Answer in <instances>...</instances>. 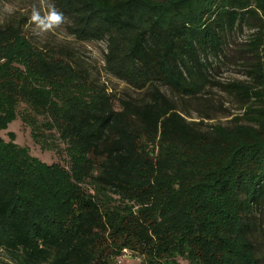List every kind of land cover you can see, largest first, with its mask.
I'll use <instances>...</instances> for the list:
<instances>
[{
    "label": "trees",
    "instance_id": "trees-1",
    "mask_svg": "<svg viewBox=\"0 0 264 264\" xmlns=\"http://www.w3.org/2000/svg\"><path fill=\"white\" fill-rule=\"evenodd\" d=\"M104 69L146 98L118 99L84 70L0 26V131L17 117L46 163L0 136V249L17 264H259L264 199V0H52ZM238 64L243 79L221 81ZM181 100L217 87L232 124L189 121ZM184 261L185 263H183ZM122 264V263H121Z\"/></svg>",
    "mask_w": 264,
    "mask_h": 264
},
{
    "label": "rangeland",
    "instance_id": "rangeland-1",
    "mask_svg": "<svg viewBox=\"0 0 264 264\" xmlns=\"http://www.w3.org/2000/svg\"><path fill=\"white\" fill-rule=\"evenodd\" d=\"M53 6L52 0H0V26L12 24L19 26L25 36L39 49L52 52L70 61L77 68L84 70L88 80L95 86L105 89L113 96L114 106L118 107V99L132 98L140 100L147 97L145 91H139L107 73L104 69V54L106 44L104 40L79 41L67 32L68 20L51 30H42L31 19L35 9L41 16H47ZM244 75L238 64L225 65L218 77L221 81L243 79ZM160 89L174 101L177 107L189 121H200L206 124L222 123L232 124V119L242 114L241 105L237 97L228 95L217 87L208 89L198 99L181 100L176 98L166 86ZM14 133V141L26 146L29 152L46 163L61 162L55 150H43L36 144L30 135V128L19 117L10 122L0 136L8 140V134ZM253 231L251 240L254 244L255 254L259 264H264V199L253 211ZM142 256L138 253L125 252L115 258L116 264H139ZM185 263L184 261H182ZM0 264H17L0 249Z\"/></svg>",
    "mask_w": 264,
    "mask_h": 264
},
{
    "label": "clouds",
    "instance_id": "clouds-1",
    "mask_svg": "<svg viewBox=\"0 0 264 264\" xmlns=\"http://www.w3.org/2000/svg\"><path fill=\"white\" fill-rule=\"evenodd\" d=\"M31 19L42 30H51L53 27H57L63 22L64 16L55 6H52L47 16H41L40 13L34 9Z\"/></svg>",
    "mask_w": 264,
    "mask_h": 264
},
{
    "label": "built area",
    "instance_id": "built-area-1",
    "mask_svg": "<svg viewBox=\"0 0 264 264\" xmlns=\"http://www.w3.org/2000/svg\"><path fill=\"white\" fill-rule=\"evenodd\" d=\"M125 252H127V250H124Z\"/></svg>",
    "mask_w": 264,
    "mask_h": 264
}]
</instances>
